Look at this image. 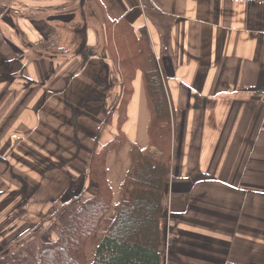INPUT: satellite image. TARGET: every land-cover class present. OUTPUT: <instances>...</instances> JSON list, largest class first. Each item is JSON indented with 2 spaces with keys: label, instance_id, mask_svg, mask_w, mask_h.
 Masks as SVG:
<instances>
[{
  "label": "crops",
  "instance_id": "0c3cea01",
  "mask_svg": "<svg viewBox=\"0 0 264 264\" xmlns=\"http://www.w3.org/2000/svg\"><path fill=\"white\" fill-rule=\"evenodd\" d=\"M127 26L146 28L170 109L164 264H264V0H0V254L15 219L96 193L89 164L120 131L90 263L129 198L151 111L136 69L119 131Z\"/></svg>",
  "mask_w": 264,
  "mask_h": 264
},
{
  "label": "trees",
  "instance_id": "16d2710c",
  "mask_svg": "<svg viewBox=\"0 0 264 264\" xmlns=\"http://www.w3.org/2000/svg\"><path fill=\"white\" fill-rule=\"evenodd\" d=\"M131 30L127 26L118 29L119 33L116 31L118 36L126 33L132 49L130 59L122 62L126 93L119 106V131L126 119L125 110L136 69L143 72L151 119L149 147L132 146L131 164L124 182L125 185L133 184L129 198L118 204L90 263L87 243L112 207L106 158L112 148L127 141L120 131L115 139L93 154L89 164V177L97 184L96 193L87 198L76 197L60 209L58 237L38 247L27 243L8 250L0 256V264H164L161 244L165 239V223L162 212L170 171V109L148 32L145 27L140 28L141 36L134 40L129 37ZM152 146L161 153L152 152ZM144 196L148 197L147 202H143ZM129 226H132V231L128 230Z\"/></svg>",
  "mask_w": 264,
  "mask_h": 264
},
{
  "label": "rangeland",
  "instance_id": "374dc122",
  "mask_svg": "<svg viewBox=\"0 0 264 264\" xmlns=\"http://www.w3.org/2000/svg\"><path fill=\"white\" fill-rule=\"evenodd\" d=\"M79 198H82V197H79ZM147 198H148L147 196H144L142 198L143 202H147L148 201ZM22 217H19L18 219H15L16 221L14 220L11 222V224L13 222H16V224L17 225L19 224L20 227L17 230V232L10 233L11 238L9 241L10 245L8 246L9 249H3L0 256H2L3 253L4 254L7 253L8 250L14 249L16 247L17 248L21 247L23 244H27V243H31V245L38 247V245H41L45 241H51L53 239L55 240L56 235L59 233V230H58L59 225L57 223L58 215L50 216V217L49 215H41L39 216V219H38L39 221H35V223L33 221L27 220V218L24 220ZM131 229H132V226H129L128 230L132 231ZM18 239H20L18 241V244L13 245L15 244L13 242H15V240H18ZM167 249L168 247H166L164 251H166Z\"/></svg>",
  "mask_w": 264,
  "mask_h": 264
},
{
  "label": "bare ground",
  "instance_id": "6f19581e",
  "mask_svg": "<svg viewBox=\"0 0 264 264\" xmlns=\"http://www.w3.org/2000/svg\"><path fill=\"white\" fill-rule=\"evenodd\" d=\"M162 129H164V126L162 127Z\"/></svg>",
  "mask_w": 264,
  "mask_h": 264
}]
</instances>
